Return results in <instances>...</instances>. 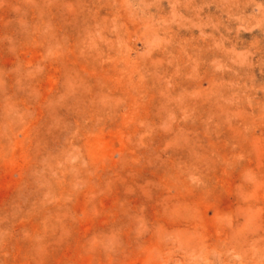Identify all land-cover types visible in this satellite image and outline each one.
Wrapping results in <instances>:
<instances>
[{
    "label": "rangeland",
    "instance_id": "rangeland-1",
    "mask_svg": "<svg viewBox=\"0 0 264 264\" xmlns=\"http://www.w3.org/2000/svg\"><path fill=\"white\" fill-rule=\"evenodd\" d=\"M0 264H264V0H0Z\"/></svg>",
    "mask_w": 264,
    "mask_h": 264
}]
</instances>
